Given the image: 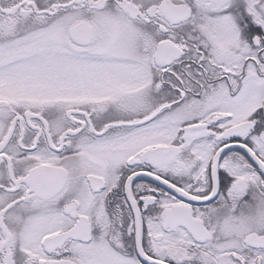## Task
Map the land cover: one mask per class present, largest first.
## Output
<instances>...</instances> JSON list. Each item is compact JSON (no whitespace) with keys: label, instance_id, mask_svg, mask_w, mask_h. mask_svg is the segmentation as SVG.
I'll list each match as a JSON object with an SVG mask.
<instances>
[{"label":"snow or ice","instance_id":"1","mask_svg":"<svg viewBox=\"0 0 264 264\" xmlns=\"http://www.w3.org/2000/svg\"><path fill=\"white\" fill-rule=\"evenodd\" d=\"M0 264H264V0H0Z\"/></svg>","mask_w":264,"mask_h":264}]
</instances>
